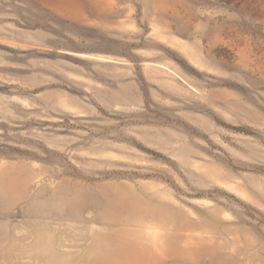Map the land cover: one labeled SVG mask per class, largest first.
Listing matches in <instances>:
<instances>
[{"label": "rangeland", "instance_id": "rangeland-1", "mask_svg": "<svg viewBox=\"0 0 264 264\" xmlns=\"http://www.w3.org/2000/svg\"><path fill=\"white\" fill-rule=\"evenodd\" d=\"M0 264H264V0H0Z\"/></svg>", "mask_w": 264, "mask_h": 264}, {"label": "water", "instance_id": "water-1", "mask_svg": "<svg viewBox=\"0 0 264 264\" xmlns=\"http://www.w3.org/2000/svg\"><path fill=\"white\" fill-rule=\"evenodd\" d=\"M151 153H153V154H155V155H158L157 153H155V152H151Z\"/></svg>", "mask_w": 264, "mask_h": 264}]
</instances>
